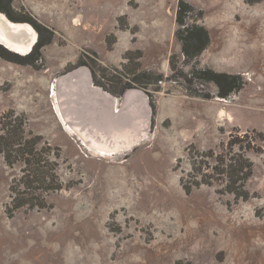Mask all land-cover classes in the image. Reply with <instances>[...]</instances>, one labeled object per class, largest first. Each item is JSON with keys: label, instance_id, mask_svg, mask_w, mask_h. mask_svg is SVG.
I'll use <instances>...</instances> for the list:
<instances>
[{"label": "rangeland", "instance_id": "rangeland-1", "mask_svg": "<svg viewBox=\"0 0 264 264\" xmlns=\"http://www.w3.org/2000/svg\"><path fill=\"white\" fill-rule=\"evenodd\" d=\"M181 1L0 0V11L47 41L29 59L0 48V119L22 114L27 131L59 146L63 182L47 206L14 209L21 164L0 153V264H264V140L248 152L249 198L182 183L193 185L197 152L218 154L237 135L264 132V0H184L189 22L211 38L192 60L176 37ZM197 68L235 75L238 85L222 89ZM76 69L121 110L127 92H143L148 115L130 131L139 137L132 146L99 153L105 144L65 110L73 132L66 128L53 87Z\"/></svg>", "mask_w": 264, "mask_h": 264}, {"label": "trees", "instance_id": "trees-1", "mask_svg": "<svg viewBox=\"0 0 264 264\" xmlns=\"http://www.w3.org/2000/svg\"><path fill=\"white\" fill-rule=\"evenodd\" d=\"M187 6L190 7L184 0L179 4L176 37L181 42L185 57L192 60L202 53L211 38L204 25L189 22ZM8 16L15 21L23 20L15 19L10 14ZM46 43V40L40 38L33 51L25 58L29 59L39 54ZM0 48L9 53L13 52L7 50V47L5 48L2 44ZM12 54L17 59H25L21 57L23 55L15 52ZM171 65L174 67L172 59ZM195 74L202 79L215 81L222 89L225 88L226 82L231 86H236L239 82L236 79L237 76L218 72L212 68H197ZM220 93L223 97L229 94L227 90ZM26 124L27 119L24 115H16L10 111L0 119V153L3 154L9 166L21 164L22 174L16 181L17 186L13 187L14 199L17 200L14 209L23 206L45 207L47 197L63 188V182L57 171L61 157L60 147H53L45 142L41 134L27 131ZM263 140L264 132L262 131L251 136L237 135L228 143L229 149L227 147L221 153L216 154L212 150L197 152L196 156H193V172L190 171L193 185L188 184L186 178L182 177L184 188L190 192L192 187L218 184L222 186L223 193H230L237 199L249 198L250 191L247 186L254 174V163L249 158L248 152L256 151V143ZM197 159L199 161H196Z\"/></svg>", "mask_w": 264, "mask_h": 264}, {"label": "bare ground", "instance_id": "bare-ground-1", "mask_svg": "<svg viewBox=\"0 0 264 264\" xmlns=\"http://www.w3.org/2000/svg\"><path fill=\"white\" fill-rule=\"evenodd\" d=\"M22 26L18 25L10 28L0 17V41L14 50L25 52L28 49V46L25 45L26 39L31 37L33 42L38 37V33L30 25L20 30ZM76 75L79 76L73 82L72 79ZM88 83H90V72L88 70L75 71L66 78L59 79L57 83H54V102L66 128L73 132V128L65 120V110L75 126L87 130L98 143L105 144V146L99 147V153L113 154L132 146L135 141H138L139 137L137 135L135 138L136 135H132L130 131L133 127H142L148 115L145 108L139 109L141 106L138 105L139 100H143V98L145 100L144 94L139 90H131L127 96L128 99L131 95V104L121 110L118 97L97 88L95 84L91 83L90 87ZM129 132L130 137L127 136ZM127 137L128 139H126ZM109 140H115L116 143L112 145ZM83 143L87 147H93V143L85 137Z\"/></svg>", "mask_w": 264, "mask_h": 264}, {"label": "water", "instance_id": "water-1", "mask_svg": "<svg viewBox=\"0 0 264 264\" xmlns=\"http://www.w3.org/2000/svg\"><path fill=\"white\" fill-rule=\"evenodd\" d=\"M0 17L2 18V20L8 25V27H10V28H14L15 26H18V25H23L21 28H20V30L21 29H23V28H25L27 25H30V26H32V28L37 32V30L35 29V27L30 23V22H28V21H15V20H12L5 12H3V11H0ZM38 33V32H37ZM38 41H39V33H38V37L36 38V40L35 41H33L32 42V38L30 37V38H27L26 39V41H25V45L26 46H28V49H26V51L25 52H20V51H18V50H14V49H12L10 46H8V45H6L4 42H1L0 41V44H2V45H4L5 47H7L9 50H11V51H13V52H15V53H17V54H20V55H23V56H26V55H29L32 51H33V49L35 48V46H36V44L38 43ZM77 70H79V69H76V70H74V71H77ZM74 71L73 72H71V73H69V75H71L72 73H74ZM69 75H67V76H69ZM93 75H92V73H90V83H89V86L91 87V83L92 84H95L94 83V81H93V77H92ZM95 86L97 87V88H103V87H101V86H98V85H96L95 84ZM93 88V87H92ZM101 90H104V89H101ZM106 91V90H105ZM140 91V90H139ZM108 92V91H107ZM142 92V91H141ZM110 93V92H109ZM128 93V92H127ZM127 93H126V96H125V100H126V97H127ZM143 93V92H142ZM112 96H114L112 93H110ZM125 102V101H124Z\"/></svg>", "mask_w": 264, "mask_h": 264}]
</instances>
